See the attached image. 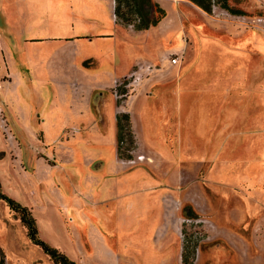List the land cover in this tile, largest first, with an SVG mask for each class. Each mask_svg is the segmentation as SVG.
<instances>
[{"label":"rangeland","instance_id":"rangeland-1","mask_svg":"<svg viewBox=\"0 0 264 264\" xmlns=\"http://www.w3.org/2000/svg\"><path fill=\"white\" fill-rule=\"evenodd\" d=\"M158 1L171 18L160 24L173 32L122 26L135 57L147 39L159 52L110 87L99 88L108 78L100 74L74 81L69 67L32 65L30 81L19 47L9 72L0 53V189L76 264H264V32L254 25L264 0H235L241 15ZM125 51L123 64L134 58ZM124 112L130 159L117 152ZM50 222L69 229V246ZM0 252L4 264H56L3 200Z\"/></svg>","mask_w":264,"mask_h":264},{"label":"crops","instance_id":"crops-1","mask_svg":"<svg viewBox=\"0 0 264 264\" xmlns=\"http://www.w3.org/2000/svg\"><path fill=\"white\" fill-rule=\"evenodd\" d=\"M153 1L164 9L158 0ZM189 2L202 10L193 2ZM0 8V53L4 67L7 72H9L11 64L18 67L14 56L16 50L13 48L19 47L20 51L15 54L21 61V66L28 69L25 73L30 81L33 79L32 65L43 67L49 73L53 72V68L62 69L64 67L66 72V68L69 67V76H74L76 72L74 81H92L98 78L99 74L102 77L107 76V81L102 82L99 86V88H106L113 84L116 85L118 78L127 74L138 60H145L148 55L151 56V54L159 52L154 47H150L148 50L145 48L148 42V45H152L151 41L147 39L141 49H136L137 53L141 52L140 55L137 57L133 55L135 52L131 41L127 42L123 38L121 40L120 33L123 28L115 21L114 0H13V5L6 9L3 0H0ZM165 18L170 22L171 18L168 16ZM163 20L161 24L164 22ZM161 24L159 22L157 28L162 32V38L167 39L173 32L174 25L163 30ZM143 31L133 30L126 31V33L135 34ZM94 39H99L102 43L96 50H91L90 47L80 44L82 41ZM10 40L13 47L10 45ZM121 46L126 48L127 55L134 56L132 60L124 62V64L120 59ZM98 49L99 51L104 49V52L98 55ZM198 56L199 53L196 58ZM197 61L199 60H194L193 68L202 65V61ZM88 62H91L96 68L99 67L100 69L97 68L99 72L90 70L86 65ZM119 71L124 73L119 75ZM38 99L42 101L41 96ZM39 116L40 114H37L36 120L44 121ZM50 226L61 228L66 246H69V229L67 228L66 231L61 222H50ZM61 248L65 250V248Z\"/></svg>","mask_w":264,"mask_h":264},{"label":"trees","instance_id":"trees-1","mask_svg":"<svg viewBox=\"0 0 264 264\" xmlns=\"http://www.w3.org/2000/svg\"><path fill=\"white\" fill-rule=\"evenodd\" d=\"M207 13H211L214 7H219L222 10L232 14L241 15L242 10L235 8L233 2L235 0H189ZM165 10L153 0H114V16L115 21L124 27H132L135 31L147 30L150 27L156 26L164 17ZM117 128V152L119 158H129L130 154L123 155L121 148L124 143V130H127L130 143H134L132 132L130 130L129 114L119 113L116 115ZM125 128V129H124ZM127 149V148H126ZM130 159V158H129ZM0 200H3L11 210L19 215L21 223L25 226L29 240L39 246L42 251L47 254L50 259L56 264H76L64 252L58 248L51 246L38 236V229L35 218L31 215L28 208L13 198L4 194L0 189ZM190 216V215H189ZM192 217V216H190ZM183 257V256H182ZM0 264H4V257L0 252Z\"/></svg>","mask_w":264,"mask_h":264},{"label":"built area","instance_id":"built-area-1","mask_svg":"<svg viewBox=\"0 0 264 264\" xmlns=\"http://www.w3.org/2000/svg\"><path fill=\"white\" fill-rule=\"evenodd\" d=\"M254 25L261 28L264 32V18L263 17H261V16L256 17V19L254 20ZM169 63L172 65H175L177 63V58L172 57L171 60H169Z\"/></svg>","mask_w":264,"mask_h":264}]
</instances>
